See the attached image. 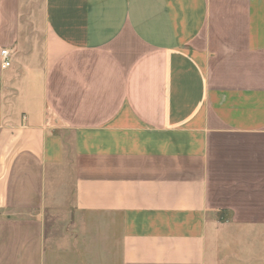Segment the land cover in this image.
Returning a JSON list of instances; mask_svg holds the SVG:
<instances>
[{"label": "crops", "instance_id": "1", "mask_svg": "<svg viewBox=\"0 0 264 264\" xmlns=\"http://www.w3.org/2000/svg\"><path fill=\"white\" fill-rule=\"evenodd\" d=\"M0 264H264V0H0Z\"/></svg>", "mask_w": 264, "mask_h": 264}, {"label": "rangeland", "instance_id": "2", "mask_svg": "<svg viewBox=\"0 0 264 264\" xmlns=\"http://www.w3.org/2000/svg\"><path fill=\"white\" fill-rule=\"evenodd\" d=\"M35 1V0H34ZM39 1L40 0H38V3H39ZM27 10L25 9V12H26ZM64 178H66V174L65 175H62ZM72 186H67V188H61V187H56V190L55 191H58L59 193L60 192H66V194L68 195L67 196V198H66V200H64L62 203H64V204H70L71 202H72Z\"/></svg>", "mask_w": 264, "mask_h": 264}, {"label": "built area", "instance_id": "3", "mask_svg": "<svg viewBox=\"0 0 264 264\" xmlns=\"http://www.w3.org/2000/svg\"><path fill=\"white\" fill-rule=\"evenodd\" d=\"M1 56L3 59V64L2 67L3 68H8L11 65V53L9 52V50L3 49L1 51Z\"/></svg>", "mask_w": 264, "mask_h": 264}]
</instances>
